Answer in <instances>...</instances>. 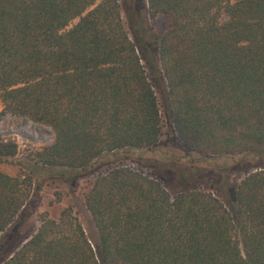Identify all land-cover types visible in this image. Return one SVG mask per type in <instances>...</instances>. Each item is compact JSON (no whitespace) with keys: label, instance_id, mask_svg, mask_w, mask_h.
Here are the masks:
<instances>
[{"label":"trees","instance_id":"16d2710c","mask_svg":"<svg viewBox=\"0 0 264 264\" xmlns=\"http://www.w3.org/2000/svg\"><path fill=\"white\" fill-rule=\"evenodd\" d=\"M144 1L123 20L119 0H0V116L53 133L23 172L0 171V248L33 174L105 164L83 194L90 233L68 205L40 213L0 264H264V0ZM158 15L160 34L146 24ZM164 126L182 157L243 165L236 182L218 171L209 189L169 192L122 162ZM15 153L0 138V162Z\"/></svg>","mask_w":264,"mask_h":264},{"label":"rangeland","instance_id":"374dc122","mask_svg":"<svg viewBox=\"0 0 264 264\" xmlns=\"http://www.w3.org/2000/svg\"><path fill=\"white\" fill-rule=\"evenodd\" d=\"M121 16L137 17V13L146 14L144 0H119ZM140 8V10H139ZM143 11V13L141 12ZM146 16V15H144ZM146 24L153 32L160 34L165 27V17L158 15L152 19L147 18ZM75 21L73 19L70 24ZM156 90V89H155ZM157 98L158 94L156 93ZM1 109V103H0ZM163 134L157 146L147 152H141V159H136L132 154L129 158L122 159L126 165L141 170L155 177L162 186L169 192H174L181 188L209 189L212 177L219 172L220 178L229 173L228 180L236 182L237 176L242 172L243 165L233 164L224 158L211 157L202 158L197 154L189 153L182 144L174 138L172 134L163 127ZM0 138L13 140L16 144V153L10 162H0V171L15 175L20 170L19 166L25 156L32 151L48 145L53 138V133L49 127L41 123L32 121L24 116H17L5 113L0 116ZM150 162H152L150 164ZM153 164V165H152ZM105 164L96 165L88 173L81 174L78 178L68 177L66 182L59 176H53V172L35 173L32 175L31 189L24 213L19 216L14 223L13 229L6 236V241L2 242L0 248L1 255L19 244L24 236L31 234L38 225V214L44 213L47 217L55 218L59 210L64 206H70L81 226L90 233V223L88 213L83 206V194L89 187L94 174L102 170ZM224 169V171H221ZM194 174V175H193ZM198 174V176H195ZM193 175V176H192ZM34 182H38L39 187L32 189ZM27 211H29L27 213Z\"/></svg>","mask_w":264,"mask_h":264}]
</instances>
